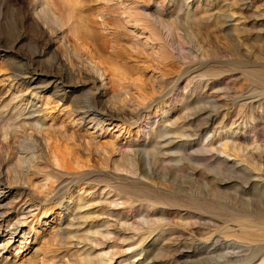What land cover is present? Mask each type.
<instances>
[{
  "label": "rangeland",
  "instance_id": "obj_1",
  "mask_svg": "<svg viewBox=\"0 0 264 264\" xmlns=\"http://www.w3.org/2000/svg\"><path fill=\"white\" fill-rule=\"evenodd\" d=\"M205 1L127 0L148 21H152L154 7L165 6L159 10L162 43L166 44L173 61L181 69L189 65L192 71L201 69L198 64L208 60L203 54L206 51L205 42L198 39L193 29L195 20L189 19L190 15L199 12ZM230 1L235 0H229V4ZM257 1L260 11L264 12V0ZM61 2L53 0L55 7L63 13L61 17L64 16L63 24H66L60 23L62 27L51 20L45 23L42 16L40 18V0H0V154L3 156L0 159L4 158L0 160L3 164L0 167L3 175L0 178L3 182L0 184V264H86L88 260L91 264H175L173 259L164 256V251L170 250L171 253L179 241L193 237L195 225L190 226L193 220L185 209L169 207L154 198L121 190V185L145 184L162 193L168 191L165 181L157 176L145 178L135 166L123 165L122 158L128 155L133 157L134 149L146 144L152 132L158 127L169 126L170 117L182 124L183 98L204 90L211 81L197 72L179 73L170 91L153 95V84L158 72L171 68L165 65L156 69L155 58L159 55L157 48H160V43L155 42L154 37L150 38L148 30L132 27V22L123 14L120 15L121 11L119 15H114L111 7L115 0ZM76 2L80 5L76 6ZM176 3L180 7L175 9ZM65 14H72L74 21H66ZM28 16H34L41 30L35 27ZM252 18L248 22L256 21L257 25L253 28L255 31L251 28L253 31L247 35L250 34L247 46L254 51L257 49L259 57L264 58L259 53V43L255 38L256 33L264 36L262 31H258L261 26L264 27V18ZM163 19L174 22L178 31L174 30L172 35L171 31L167 32ZM81 28L82 33L86 28L88 37L85 36L89 39L79 34ZM42 30L50 33L52 38H40ZM116 32L120 34L117 37ZM75 34L79 38L77 41L74 39ZM19 35L24 37L23 41L14 52H9L11 44ZM62 37L67 46L75 49V53L79 51L76 55L80 58L72 57V64L83 73L87 72L82 62L89 59L88 51L92 54L97 51V56L102 55V59L110 58L117 62L115 67L117 71L121 70L120 73L116 72L115 75L110 70L106 72L104 91L96 90L95 93L100 96V105L109 110L112 109L109 103L112 93L119 95L120 99L124 98L125 103L116 100L114 106L122 109L121 115L125 119L112 118L96 128L94 124L78 120L68 85L64 86L66 97L60 98L48 85L39 88L38 84L31 90L21 80L17 83L12 81V68L18 65L12 64V56L22 58L19 64L24 63L28 56L42 50L39 48L46 47L40 59L25 67L28 77L38 79L44 76L43 73L52 70L51 65L55 63L56 57L64 55V48L58 42ZM113 39L118 42L115 46ZM211 41L213 46H217V52L209 51L214 61L226 62L222 63V73L216 77L219 86L240 91L242 97L237 98L234 107L228 110L230 117L226 126L223 124L211 129L202 137L193 138L194 142L208 151L206 155L224 160L248 174L251 182H260L264 186V89L255 77L264 71V59H247L244 53L240 57L235 56L233 51H237V47L234 43L229 42L225 47L214 39ZM94 60V64L99 63L98 59ZM163 63L166 64V61ZM18 88L25 95L17 92ZM90 88L86 86L87 90ZM205 90L211 92L208 88ZM150 95L153 96L152 100L149 99ZM241 103L245 105L244 113L240 120L231 125L230 122L238 117L236 107ZM135 110L137 117L134 122L129 116ZM23 133L32 134L42 143V138L46 136L42 151L36 153L37 161L31 163L33 172L29 170L27 174L26 163L17 162L15 155L7 154L13 152L17 139ZM232 147L236 152L230 151ZM158 215H164L166 219ZM141 220H147V224L143 226ZM226 225L227 229L238 231L236 223ZM153 227H156L155 230L148 234V230ZM147 249L158 250L160 257L145 260ZM245 264H264V254Z\"/></svg>",
  "mask_w": 264,
  "mask_h": 264
},
{
  "label": "bare ground",
  "instance_id": "obj_2",
  "mask_svg": "<svg viewBox=\"0 0 264 264\" xmlns=\"http://www.w3.org/2000/svg\"><path fill=\"white\" fill-rule=\"evenodd\" d=\"M75 1L76 0H73V2ZM228 1L229 0H206L202 7L199 8V12L193 16L190 15L189 17V19L193 18L195 20L193 29L195 30L197 37L199 36L198 39L200 38L202 42H205L204 46L206 47V51L203 54L206 55V57L204 55L203 56L205 59H208L206 63L198 64L201 69H194V71H192L193 69L189 65L188 67L181 69V66H178L177 62L173 61V56L167 49L166 44L162 43L163 38L159 32V27L162 25V22H159V19L161 18L159 10L163 9L165 6L159 5L154 7L151 12L152 21L145 20L141 11L133 7V3L127 2V0H115V3L111 7L114 15H119V12L121 11L122 13L120 15L123 14V16L127 17L132 22V27L139 26L148 30L150 38L154 37L155 42L157 41L160 43V48L156 47L159 52V55L155 58L156 69L159 66L165 65H169L171 69L164 72L162 70L158 72L159 75L155 77L156 80L154 79L153 95H162L170 91L169 89H171L178 79L176 75L179 73L183 75L197 72L202 76L207 77V81H211L209 85L205 86V89L208 88L211 90L210 93L207 92L208 90L204 89L192 96H185L183 98L181 104V110L183 112L182 124H178L176 119L170 117L168 120L169 126L158 127L154 132H152L146 144L134 149L133 157H129L128 155L122 158L123 165L129 167L135 166L139 173L145 178L157 176L156 178H160V180L165 181L167 183L168 191L162 193V191L160 192L152 187L149 188L148 185L144 186L145 184L143 183V185L140 186L121 185L119 186L121 190L127 191L136 196L141 195L147 198H154L169 207L185 209L188 211V216L192 218L193 223H190V226L195 225L193 237L187 240L184 239L183 241H179L178 245L171 253L170 250H163L165 253L164 256L173 259L175 264H245L264 254V186L260 185V182H251V177L248 174L239 169H235L234 166L227 164L224 160H219L212 155H206L208 151L199 147L193 139L196 137L200 138L209 130L215 129L223 124L226 126L230 117L228 110L234 107V102L237 98L239 99L242 97V93L240 91L239 93L238 91H234L233 88H222L219 86L216 77L222 73V63L225 61H214V58L209 51L214 52L216 49L215 47L217 46H213V42L211 40L214 39L216 42L224 45L225 47H227L229 42L234 43L237 47L235 48L233 46L237 49V51H233V53H236L234 54L235 56L240 57V54L244 53L243 56L247 59L253 58L254 60L259 59L262 61L264 59L259 57L260 55H258L257 49L254 51L253 48L247 46V40L249 39L250 34L249 36L247 35L252 32L254 30V26L257 25L256 21L248 22V20L253 19L252 16L255 18H264V12L260 11L258 1L232 0L233 2L230 1V4ZM76 4V6L80 5L77 2ZM40 5L41 8H39L40 10H38V12L40 11V18L42 16L41 19H43L45 23H47L48 20H51L54 24H63L64 18L62 17L64 16L61 17L63 13L61 14L59 8H56L57 6L53 3V0H40ZM60 5H62V2ZM178 6L179 4L176 3L175 9L178 8ZM248 12L251 14L247 15ZM72 14L66 15V21L73 20L72 18L74 16L71 17ZM246 15L247 17L251 15V17L249 16L247 19ZM36 16L39 17L38 14ZM24 17L25 16L22 18ZM29 20L35 25V27H38V29L41 30V27L37 25L34 16L30 17ZM169 20L170 19H163L162 21L166 24L164 26L168 30L166 31H171L172 35V32L174 30L178 31L179 28L174 22ZM78 22H76V24ZM59 24H57V26ZM45 27H47V25ZM85 29L83 33V29L81 28V31L79 29V34L83 35L82 38L87 40L89 38H87V33H85L87 30L85 31ZM259 29L260 30H257L259 32L262 31L264 34V27L261 26ZM193 31L191 32L192 35L194 34ZM19 34H21V32ZM184 34L186 35L187 33ZM40 35V38L46 36L52 38L50 33L47 34L43 30ZM116 35L119 36L120 34L116 32L115 36ZM260 35L261 34L256 33L255 38L256 42L259 43L257 45L258 50L260 51L259 53L264 56V36ZM23 39L24 37L19 35L11 44L9 52H14ZM74 39H76L75 41L79 40L76 34L74 35ZM165 39L167 38L165 37ZM58 42L64 48V55L62 57H56L54 61L55 63H52L51 65L52 70L49 69L50 71H45L46 73L41 72L44 76L38 79L28 77L25 67L33 61L40 59L45 54L47 49L46 47L39 48L42 50H36L37 52L28 57L26 56V59L23 57L26 62L20 64L19 62L22 61V58L19 59L17 56L15 57V55H11L12 64H18L15 67L13 66L14 69L12 68V81L17 83L18 80H21V83H26L28 87H31V90L36 88V85L38 84L40 85L39 88H44L48 85L53 93L60 98L66 97L64 86L68 85V93L70 96H73L71 102L78 120L80 122L87 121L92 125L94 124L96 128L112 118L125 119V117L121 115L122 109L116 108V105L114 104L116 100L121 101V103H125L124 98L120 99L119 95L112 93L109 101L112 109L110 108L109 110L106 106L104 107L100 105V96L95 93L96 90L99 92L104 91L105 86L103 81L106 72L110 70L114 72V74L116 72L120 73L121 70L117 71L118 68L115 67L117 62H113L110 58L102 59V55L97 56L98 53H96L97 51L95 50L96 54L94 52V54H92L91 51L87 50L89 52V59L83 60L84 62H82L87 72L83 73L81 69L74 67L72 64V57H79L76 55L79 51L78 53H75V49L72 50V48L67 46V42L64 41L63 37L62 40L60 39ZM112 43L114 46L115 44H118L116 39H113ZM121 50L122 49L119 51ZM160 50L163 51L160 52ZM215 52H217V50ZM94 59H98L97 61L99 63L94 64ZM165 61L166 64L163 63ZM31 65L32 64H30V66ZM173 75H175V77H172ZM255 77L264 89V71L257 73ZM43 83H46L45 86ZM87 85L91 87L89 90L86 89ZM16 90L21 95H25L23 94L24 92L22 89L18 88ZM77 94L78 96H76ZM77 99L79 100L77 101ZM149 99L152 100L153 96L149 97ZM137 107L140 109L139 105H137ZM244 108L245 105L242 103L241 105H237L236 115L238 117H235L237 119L230 122L231 125H234L236 120L241 119L245 110ZM136 110L134 113H130L132 117L129 116L131 118L130 120H134V122L137 117ZM45 138H42V143L32 134L23 133L21 137L17 139L18 141L15 143L16 148L13 152L11 151L7 154H9V156L15 155L17 157L15 158L17 159V162L19 160L24 161L28 167V170H25L27 174V172L33 168L31 163L37 161L36 153L40 150L42 151V148L46 143ZM231 150L233 151V147L232 149L230 148V151ZM0 156L3 157L1 154ZM1 159L3 160L4 158ZM1 165L3 164L0 163V167ZM1 174L2 173H0V178L3 176H1ZM4 178L7 181V177L5 176ZM23 178L22 180H24ZM1 181L2 180H0V184H3ZM3 215H5V213ZM158 216L166 219L164 215ZM141 221L143 226L144 224H147V220ZM230 222L237 224L236 226H238V231H231L230 229H227L226 224ZM155 228L156 227L150 228L147 233H152ZM5 245L6 244H2V246ZM156 251L157 252L154 250L146 251L145 260H156L158 256L161 255L158 253V250ZM85 262L86 264H91V261L89 260ZM98 263L100 262L98 261ZM93 264H95V262Z\"/></svg>",
  "mask_w": 264,
  "mask_h": 264
}]
</instances>
